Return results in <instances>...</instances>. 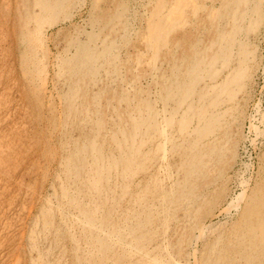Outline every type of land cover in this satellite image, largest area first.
<instances>
[{
  "label": "rangeland",
  "instance_id": "1",
  "mask_svg": "<svg viewBox=\"0 0 264 264\" xmlns=\"http://www.w3.org/2000/svg\"><path fill=\"white\" fill-rule=\"evenodd\" d=\"M236 1L0 0V264H264V0Z\"/></svg>",
  "mask_w": 264,
  "mask_h": 264
},
{
  "label": "bare ground",
  "instance_id": "2",
  "mask_svg": "<svg viewBox=\"0 0 264 264\" xmlns=\"http://www.w3.org/2000/svg\"><path fill=\"white\" fill-rule=\"evenodd\" d=\"M37 1H40L39 3H42V5L44 4V5H46V2H48L49 3V1L48 0H37ZM238 1V0H237ZM236 1V2H237ZM251 1V0H250ZM235 2V1H234ZM233 3V2H232ZM249 3V2H248ZM38 4V3H37ZM235 4V3H234ZM58 5V4H57ZM242 5H244V1H242ZM48 6V5H47ZM54 6V5H53ZM226 6V5H225ZM232 6V5H231ZM230 6V7H231ZM236 6H234V8H235ZM178 8V7H177ZM227 8V7H226ZM239 8V7H238ZM53 9H55V10H53V11H56L57 9H58V6H54L53 7ZM225 9V8H224ZM219 10V9H218ZM229 11H230V9H228ZM233 11H234V9H232ZM232 11V12H233ZM220 12V11H219ZM228 12V11H227ZM218 12H216V14H217ZM225 13V12H224ZM236 13V15H235V17H234V19L232 20H230V23H231V27H233V28H238V12L236 11L235 12ZM147 14V13H146ZM219 14V13H218ZM228 15V14H227ZM225 16V15H224ZM228 17V16H227ZM226 18V17H225ZM170 20V19H169ZM174 19H172V21H173ZM227 20V19H226ZM184 21V20H183ZM241 21H243V19H241ZM186 21H184V23H185ZM220 23V22H219ZM221 28V27H220ZM217 34L219 35V33L217 32ZM32 37V36H31ZM235 40V39H234ZM218 41V40H217ZM225 42H227V41H225ZM232 42V41H231ZM234 42V41H233ZM154 43V42H153ZM221 43V42H220ZM228 43H230V42H228ZM227 46V45H226ZM91 47H93L92 45H91ZM151 47H153V46H151ZM95 50V49H94ZM223 50H225L226 51V48L225 49H223ZM227 51H228V49H227ZM94 52V51H93ZM91 53V52H90ZM90 55V54H89ZM218 56L220 55V54H217ZM221 56V55H220ZM196 57V56H195ZM219 58H221V57H219ZM194 61V60H193ZM213 61V60H212ZM225 62V61H224ZM75 66V65H74ZM231 79H234V78H231ZM218 85V84H217ZM227 88V87H226ZM73 90V89H72ZM75 90V89H74ZM218 92V91H217ZM209 96V95H208ZM188 98V97H187ZM189 100V99H188ZM212 103V102H211ZM258 106V105H257ZM187 109V108H186ZM260 111V110H259ZM255 114H257V113H255ZM185 119V118H184ZM187 120V119H186ZM207 120V119H206ZM249 120H250V126H249V131L250 132H254L255 134H257V128L254 126V124L251 122L252 120H251V118H249ZM182 122V121H181ZM189 123V122H188ZM161 124V123H160ZM167 125V124H166ZM199 125V124H198ZM261 125H262V123H261ZM186 126V125H185ZM184 126V127H185ZM264 126V125H263ZM162 127V126H161ZM165 127V126H164ZM167 127H168V125H167ZM187 129V128H186ZM182 130V129H181ZM161 132V131H160ZM162 132H163V130H162ZM164 132L166 133V129H164ZM204 132V131H203ZM136 133V132H135ZM149 133V132H148ZM146 134V133H145ZM149 135V134H148ZM162 135V134H161ZM142 136V135H141ZM259 136V135H258ZM170 137V136H169ZM141 138V137H140ZM171 139H173V138H171ZM170 139V140H171ZM247 139V138H246ZM169 140V139H168ZM256 140V139H255ZM167 141V140H166ZM165 141V142H166ZM253 140H251V142H252ZM94 142V141H93ZM164 142V143H165ZM163 143V144H164ZM91 144H93V143H91ZM94 144H96V143H94ZM166 144V143H165ZM87 146V145H86ZM161 147V146H160ZM83 148V147H82ZM92 148V147H91ZM97 148V147H96ZM88 149V148H87ZM99 149V148H98ZM118 149H119V147H118ZM165 149V148H164ZM89 150V149H88ZM84 151V150H83ZM99 153V152H98ZM85 155V154H84ZM184 155V154H183ZM143 156V155H142ZM121 160H122V158H121ZM120 160V161H121ZM118 161V160H117ZM116 160H115V162H117ZM217 161H218V159H217ZM200 162V161H199ZM116 164V163H115ZM102 165H103V163H102ZM122 165V164H121ZM243 165V164H242ZM248 166V165H247ZM96 167H98L97 166V164H96ZM109 167V166H108ZM116 167V166H115ZM221 170V169H220ZM101 171V170H100ZM261 172V171H260ZM100 172H98V174H99ZM105 173V172H104ZM166 173V172H165ZM261 175V174H260ZM99 178V177H98ZM99 180H101V179H99ZM264 180V179H263ZM238 187L240 188V191H239V193L236 195V196H234L231 200H230V202L227 204V206L225 207L226 209H227V212L226 213H224V215H226V214H228V212L230 211V209H234L235 211H236V214H237V216H239L238 215V213H239V211H240V209H241V207H242V205H243V203L245 202L244 200H245V197H246V193H247V191L249 190L248 189V185H247V183L245 182V181H243V180H241V177H240V179H238ZM101 185V184H100ZM186 189V188H185ZM246 199H247V197H246ZM252 199V198H251ZM249 202H250V200H249ZM246 204V203H245ZM250 204V203H249ZM248 204V205H249ZM243 208V207H242ZM135 213V212H134ZM99 215V214H98ZM240 219V218H239ZM44 223V222H43ZM150 224V223H149ZM154 224V223H153ZM242 225V224H241ZM246 225V224H245ZM92 226V225H91ZM90 226V227H91ZM154 226V225H153ZM212 226V225H211ZM247 226V225H246ZM202 227V226H201ZM200 227V228H201ZM216 227H217V229H220V228H218V226H217V224H216ZM90 231V230H89ZM209 231V229L204 225V227L202 228V230L199 232V235H198V237L195 239L196 240V244L197 243H199V242H201V241H203L202 239L204 238V236H205V233L206 232H208ZM216 232V231H215ZM127 233V232H126ZM117 235V234H116ZM114 238V237H113ZM194 240V239H193ZM193 244V243H192ZM166 248V247H165ZM194 251V254L196 255L197 254V250L195 249V250H193ZM193 254V255H194ZM91 255V254H90ZM139 256V255H138ZM148 260V259H147ZM104 262V261H103ZM200 262V261H199ZM192 263L193 264H198V261H197V259H195V261L193 262L192 261Z\"/></svg>",
  "mask_w": 264,
  "mask_h": 264
}]
</instances>
